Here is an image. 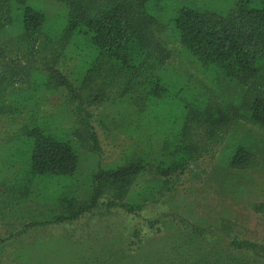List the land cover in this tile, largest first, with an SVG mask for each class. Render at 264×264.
Returning a JSON list of instances; mask_svg holds the SVG:
<instances>
[{
    "label": "trees",
    "instance_id": "trees-1",
    "mask_svg": "<svg viewBox=\"0 0 264 264\" xmlns=\"http://www.w3.org/2000/svg\"><path fill=\"white\" fill-rule=\"evenodd\" d=\"M61 1L66 4L67 13L58 30L49 25L42 10L27 0H0V40L7 34L17 35L18 49L28 54L38 45L40 52H50L55 59L71 55L77 60L71 75L60 77L64 91L69 90L75 97L72 87H78L88 92V99L97 100L107 98L108 89L117 88L112 98H107V109L120 106L113 123L123 129L132 127L133 134H139L146 125L151 128L149 124L157 133L158 124L162 123L168 135L162 146L158 143V158L151 156L153 147H147L139 160L127 154L117 164L106 168L97 165L98 172L81 184L78 174L82 144L75 138L84 130L86 138L93 140V149L99 151L96 133L84 128V121L72 126V130L52 127V121L71 115L74 124L77 122L70 98L52 116L39 111L42 92L53 90L46 80L52 82L53 75L37 73L44 82L38 86L32 83L26 89L16 88L0 71V120L11 116L22 121L16 137L7 145L1 144L0 187L9 188L16 201L41 199L51 201L45 204L64 207L63 212L32 227L74 222L98 207L101 197L107 201L106 207L122 209L142 219L146 202L158 203L169 190L168 180L141 183L147 167L157 169V174L167 179L188 172L198 151L203 150L192 138L201 126L206 135L215 134L217 125L227 134L229 124L245 118L264 129V0H236L226 13L189 3L165 19L158 16L154 0ZM156 29L178 43L184 57L208 77L222 85L241 87L240 99L228 102L209 90H193L182 73L176 79L165 61L166 51L157 53L163 48L155 43ZM168 108L172 109L169 114ZM23 116H27L25 124ZM198 124L200 128H196ZM140 140L145 143L140 138L136 140L138 144ZM150 141L147 138L146 142ZM233 149L225 154L229 171L252 167L257 155L255 147L241 144ZM80 190H86L89 200L78 207L74 203ZM140 199L145 204L139 203ZM253 207L264 216V204ZM143 221L150 231L163 233L161 220ZM141 230L137 228L132 235L130 253H111L110 264H264V244L231 238L221 248L215 242L207 247L210 250L202 249L200 241L207 234L196 226L175 238L170 251L161 249L153 257L148 252L141 255ZM183 247L188 253L195 250L194 256L187 262L183 253L178 261L173 260L171 252L182 251ZM3 253L0 250V256ZM38 259L34 258L35 262ZM71 259V264L88 262L81 256Z\"/></svg>",
    "mask_w": 264,
    "mask_h": 264
},
{
    "label": "rangeland",
    "instance_id": "rangeland-1",
    "mask_svg": "<svg viewBox=\"0 0 264 264\" xmlns=\"http://www.w3.org/2000/svg\"><path fill=\"white\" fill-rule=\"evenodd\" d=\"M235 1L154 0V5L158 16L165 19L171 18L175 10L189 3L217 13H226ZM27 2L46 14L49 25L58 30L63 26V19L67 13L63 1L27 0ZM157 31L160 29L155 30V43L163 48L157 53L166 51L165 56H168L165 61L176 79L177 74L182 73L185 83L193 90H209L217 93L219 99L228 102L240 99L243 93L241 87L227 86L224 83L222 85V82L214 81L184 57L178 43L172 42L164 32ZM7 35L0 40V71L11 79L16 88L26 89L32 83L38 86L44 82L40 80L44 77L38 78L37 73L44 76L53 75L55 79L53 78L52 82L46 78L53 90L42 92L39 111L43 115L52 116L57 113L58 106L70 98L77 122L74 124V117L71 115L69 118L63 117L52 121V127L72 130V126L84 121V125L85 123L87 125L83 127L90 128V131L97 135L99 151L93 149V140L86 138L83 129L84 132L80 131V135L84 138L79 135L75 138L82 144L78 174L81 184L86 183L87 178L90 179L98 172L97 165L106 168L108 165L117 164L127 154L139 160V156L147 147H153L151 156L159 157L161 151L158 143L162 146L168 135L165 124H158L157 133L151 124H149L151 128L146 125L139 134H133L132 127L125 129L119 127V123H113V119L118 116L117 110L120 106L115 105L107 109L109 104L107 98H112L118 91L117 88L108 89L107 98L90 100L86 97L88 92L72 87L75 95L72 97L70 91H64L65 87L59 83L60 77L67 78L71 75L77 59L69 57L71 55L55 59L50 52H40L38 45H35L34 51L28 54L24 49L22 51L18 49L17 35ZM48 64L54 66L51 68ZM164 110L161 112L164 113ZM170 112L172 109L168 108V114ZM12 119L14 120L11 121ZM22 119L25 124L27 116H23ZM21 122V119L15 120L11 116L0 120V151H3L1 144L7 145L16 137ZM229 125L227 134L224 129H218L217 125V132L213 135H206L203 127L197 125L196 128L201 126V130L195 136L200 135L198 138L192 135V138L198 147H203V150L198 151V158L193 166L180 177L174 179L160 177L157 169L147 167L141 183L147 180L149 184L150 182L159 184L168 180L167 190L170 191L164 192L158 203L146 202L141 212L142 219L139 220L122 209L106 207L107 201L101 197L98 198L101 203H98V207L74 222L32 227L34 223L45 222L53 215L63 212L64 207L45 204L51 201L41 199L16 201L13 199L14 195L10 196V189L1 186L0 250L4 253L0 256V264H71V258L78 256L87 259V264H110L108 260L112 258V254L130 253L132 235L137 228L142 229L141 255L148 252L152 257L161 249L162 252L170 251L174 239L183 233L191 232L192 226L206 231L207 235L200 241L202 249L215 242L217 247L221 248L231 238L264 244V216L255 212L253 207L264 204V129L251 124L245 118H240L235 125ZM140 138L145 139V143L140 140L138 144L136 140ZM147 138H151L150 144L146 142ZM241 144H248L249 148L255 147L256 159L247 170L229 171L225 164L227 158L225 154ZM80 192V197L74 203H77L78 207L89 200L86 190ZM2 193L5 195L2 196ZM139 203L145 204V200L140 199ZM143 219L161 220L163 233L150 231ZM160 245L163 246L157 249ZM182 249L184 250L172 251V258L178 261L180 255L184 253L188 262L190 256H194L195 250H189L188 253V249L184 247ZM37 257L40 259L35 262L34 258ZM111 262L114 264V261Z\"/></svg>",
    "mask_w": 264,
    "mask_h": 264
}]
</instances>
